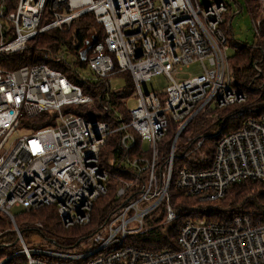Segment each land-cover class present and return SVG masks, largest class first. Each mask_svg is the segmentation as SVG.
Wrapping results in <instances>:
<instances>
[{
    "label": "built area",
    "instance_id": "1",
    "mask_svg": "<svg viewBox=\"0 0 264 264\" xmlns=\"http://www.w3.org/2000/svg\"><path fill=\"white\" fill-rule=\"evenodd\" d=\"M252 1L260 6L248 47L254 55L263 51L264 0ZM227 11L223 0H16L8 11L0 0V55L26 50L45 31L64 30L92 13L105 35L93 44L89 72L94 80L108 83L128 72L135 99V106L127 107L129 119L118 117L112 125L64 110L93 105L94 99L46 62L11 70L0 66V212L10 219L19 245L0 256V264H62V259H86L84 264H264V219L254 221L246 212L225 222L185 218L176 250L125 243L147 229L146 218L158 208L164 210L163 223L178 217L168 194L177 137L212 105L221 109L238 104V115H254L236 129L213 132L210 166L178 168L174 187L200 201H214L239 181L264 183V70L254 61L247 72L246 81L258 93L247 103V94L232 86L229 57L237 42L230 47L222 27ZM192 63L199 72L180 77L182 68ZM158 73L168 80L165 88L144 91L141 83ZM42 112H54L53 125L38 126L7 144L22 119ZM169 118L178 127L168 154L161 157ZM114 133L123 151L119 168L131 175L116 178L113 208L93 228L82 251L68 256L57 249L28 247L12 209L53 205L64 228L89 223L94 202L108 191L110 173L101 164V150ZM107 159L110 166L111 155ZM35 226L45 231L41 222Z\"/></svg>",
    "mask_w": 264,
    "mask_h": 264
},
{
    "label": "trees",
    "instance_id": "2",
    "mask_svg": "<svg viewBox=\"0 0 264 264\" xmlns=\"http://www.w3.org/2000/svg\"><path fill=\"white\" fill-rule=\"evenodd\" d=\"M16 0H5L6 10H11ZM226 21V20H225ZM225 23V22H224ZM222 24V27L224 25ZM105 30L102 24L96 21L92 13H86L74 19L68 28L60 30L51 28L41 34L37 40H32L28 48L21 52L9 55H0V66L4 69H16L21 65L29 63L46 62L50 67L60 70L73 83L80 86L81 90L93 97V105H69L64 110H72L85 118H93L115 124L120 117L123 121L129 119V113L126 102L131 96L133 82L128 72H121L125 78V84L121 89L113 90L110 84L101 80H94L87 66V59L91 55L93 44L102 40ZM227 35V34H226ZM261 44L263 51H258L254 55L249 53V46L245 44L236 45L229 57L230 72L232 76V86L247 94V103L254 100L258 93L251 89L246 81V74L252 68V63L257 61L262 70H264V30L261 33ZM88 48L85 57L81 58V52ZM118 75V74H116ZM241 105L233 104L221 108L220 112L212 116L211 111L203 112L197 115L181 131L177 137L174 155L179 153L185 162L179 167L173 160L172 178L168 188L170 202L178 217L171 223H163L164 210L159 208V214L149 215L145 220L147 228L143 233L130 235L125 240L126 244L140 247L146 250L159 249H178L177 232L183 220L189 216L199 214L207 221L225 222L237 213L246 212L251 214L254 221L259 218L264 219V183L255 180H242L231 186L225 192L224 196L214 201H200L197 197L186 194L183 190L174 187L173 179L178 168L185 166L188 169H204L210 166L213 156L214 139L211 134L217 130L227 132L236 129L243 115L237 114V109ZM246 114V113H245ZM54 112H42L30 118L21 120V124L28 128L38 126L53 125ZM241 119H236L238 117ZM198 118L196 121H194ZM236 119L237 122L229 124L230 120ZM215 125L210 134H204L205 130L211 125ZM176 125L173 124L167 130V133L160 141V156L164 157L170 150L172 139L176 132ZM189 131V132H188ZM190 137L181 146H178V140L181 136ZM187 137V136H186ZM118 134L109 135L105 146L101 150L106 152V158L111 155L112 163L107 168L110 178L107 183V193L98 198L91 211L90 222L85 225H74L69 228L61 226L57 216L56 208L53 205L41 207L38 209L22 210L14 215L15 223L24 239V233L33 229L32 223L39 221L46 228L51 236H59L64 243H58L61 249H76L81 240L90 236L93 228L99 221L113 208L115 199V186L117 177L129 178L128 171H122L119 168L120 159L123 151L118 145ZM201 141L199 146L197 142ZM106 168V167H105ZM10 222L5 214L0 212V230H3ZM40 233H42L39 230ZM43 234V233H42ZM15 231L0 236V256L9 254L18 248ZM82 249L80 250V252ZM62 264H84L86 259L69 260L62 259Z\"/></svg>",
    "mask_w": 264,
    "mask_h": 264
},
{
    "label": "rangeland",
    "instance_id": "3",
    "mask_svg": "<svg viewBox=\"0 0 264 264\" xmlns=\"http://www.w3.org/2000/svg\"><path fill=\"white\" fill-rule=\"evenodd\" d=\"M200 3H208L211 0H198ZM225 4L228 7V11L225 13V23L223 25V29L225 30V33L227 34L228 44L230 47H232L231 43L233 41H236L238 44H245V45H251L253 41V36L255 34L254 26H253V18L259 16L260 6L258 3L252 1V0H223ZM37 40V39H35ZM32 44V41L29 42ZM233 49H230V54H232ZM199 72V65L197 63H192L189 67H183L180 71L179 76L180 77H186L188 75H194ZM110 87L113 90L121 89L125 84V78L123 75H115L112 76L109 79ZM168 84V80L166 76L162 73L154 74L152 75L147 81L141 83V87L144 91H152V90H163L165 86ZM135 106V99L134 97L129 96L126 102V107L132 108ZM221 110L215 108V106L212 105V109L210 114L212 116L216 115ZM201 115V114H200ZM254 115V112L249 111L246 114H244L242 117L243 119ZM242 117H238L236 119H241ZM198 118H196L194 121H196ZM230 120L229 124L237 122V120ZM175 124L172 120L169 118V126ZM177 125V124H176ZM178 127V125H177ZM176 127V130H177ZM215 128V125H211L208 129L205 130L204 134H210ZM31 130H34V128H28L24 125L20 124L13 135L9 138L7 141V144H10L17 136L29 134ZM189 132V131H188ZM186 134V133H185ZM187 136V137H186ZM186 136H181L178 140V146H181L183 143L186 142V139L190 136L186 134ZM181 155L179 153H176L175 156V165L179 167V165L182 162H185L186 158L180 157ZM101 164L108 168L109 163L108 159L106 158V152L103 151L101 155ZM159 208L152 214V216H156L159 214ZM22 211L21 208H13L12 213L14 215L19 214ZM193 217H200L199 214H194ZM8 218V217H7ZM10 222V219H8ZM36 222V221H35ZM35 222L32 223L33 229L37 230H28L24 233V239L25 243L28 247H36V248H43V249H53V250H59V252H63L65 255H73L77 252H80L82 249V244L85 243L86 239H83L79 242L78 247L76 249L71 250H64L59 247L58 243H64L65 239H62L59 236H51L50 233L46 230L45 231L40 230L37 226H35ZM42 224V223H41ZM43 225V224H42ZM62 226V225H61ZM63 227V226H62ZM39 230L43 233H40ZM3 234H9L13 232L12 224L10 222V225H8L3 230H0ZM86 248L90 247V243L86 244ZM22 258L16 259L17 261L21 260Z\"/></svg>",
    "mask_w": 264,
    "mask_h": 264
},
{
    "label": "water",
    "instance_id": "4",
    "mask_svg": "<svg viewBox=\"0 0 264 264\" xmlns=\"http://www.w3.org/2000/svg\"><path fill=\"white\" fill-rule=\"evenodd\" d=\"M87 50H88L87 47L82 50V52H81V58H84L85 57V54H86Z\"/></svg>",
    "mask_w": 264,
    "mask_h": 264
}]
</instances>
